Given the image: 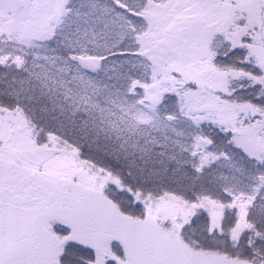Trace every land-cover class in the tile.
<instances>
[{
	"label": "snow or ice",
	"instance_id": "snow-or-ice-1",
	"mask_svg": "<svg viewBox=\"0 0 264 264\" xmlns=\"http://www.w3.org/2000/svg\"><path fill=\"white\" fill-rule=\"evenodd\" d=\"M0 264H264V0H0Z\"/></svg>",
	"mask_w": 264,
	"mask_h": 264
}]
</instances>
